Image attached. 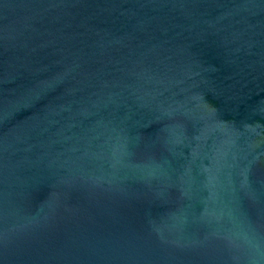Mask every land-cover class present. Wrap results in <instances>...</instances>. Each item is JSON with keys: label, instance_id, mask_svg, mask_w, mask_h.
Returning a JSON list of instances; mask_svg holds the SVG:
<instances>
[{"label": "water", "instance_id": "water-1", "mask_svg": "<svg viewBox=\"0 0 264 264\" xmlns=\"http://www.w3.org/2000/svg\"><path fill=\"white\" fill-rule=\"evenodd\" d=\"M0 264H264V0H0Z\"/></svg>", "mask_w": 264, "mask_h": 264}]
</instances>
